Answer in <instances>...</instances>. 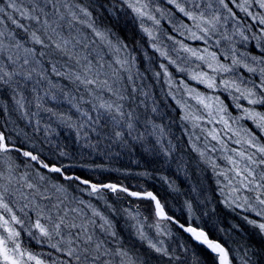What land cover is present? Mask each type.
<instances>
[{"label": "trees", "instance_id": "1", "mask_svg": "<svg viewBox=\"0 0 264 264\" xmlns=\"http://www.w3.org/2000/svg\"><path fill=\"white\" fill-rule=\"evenodd\" d=\"M2 2L0 0V5ZM76 2L88 8L95 27L105 31L113 44L120 40L128 45L127 51L135 56V61L130 65L131 81L127 79L129 73L122 70L121 79L113 85L127 97L119 101L124 105V110L134 113L133 136H128L125 132L124 142L116 141L113 126L109 123L100 137L86 128L88 139L95 144V148L84 146L85 140L77 136L76 130L69 128L66 122L52 112L78 124L82 118L74 105L95 115L91 104L84 102L90 96L82 86L78 90L77 84L53 74L49 57L42 59L48 76L56 87L50 89L48 83L42 81L36 86L37 92L34 93L32 82L28 83L24 89L27 117L16 110L11 93L0 89V132H4L11 145L38 153L44 162L62 167L66 175L79 176L97 185L115 184L132 192H152L158 197L167 215L178 224L195 227L227 248L232 264H243L244 259H250V264H264V234L258 227L248 223L249 220L256 224L264 223V217L257 216L242 199H236L237 196H248L249 204H255V194L246 190L232 193L228 180L224 175L217 174L231 167L225 157L234 153L225 149L240 150L242 146L234 142L237 138L244 139L247 133H251L264 144V132L243 111L247 108L264 115V104H249L241 92H237L234 87H226L224 83L234 82L241 90L253 89L257 95L264 92L259 71L264 64L257 66L251 59L255 56L264 61V24L260 23V18L264 17V9L259 7L256 0H249V3H245V0H225L235 13L233 16L217 0H212L213 7L219 9L221 24L217 25L216 32L210 34L205 42L204 39H192L186 30L180 28L181 24H186L197 35H203L194 27V22L185 17L175 7V3L170 4L168 0H142L148 3L149 11L159 20V24H155L147 16L138 17L124 0ZM206 2L207 0H202V6ZM240 5L248 11H242ZM185 6L190 7V4ZM224 17L228 19L224 20ZM144 28L152 30L157 41L151 40ZM76 30L86 38L88 47L83 49L84 53L89 55L93 63L98 54L103 56L104 71L110 74L112 68L108 65L117 67L114 61L122 58L125 51L117 53L109 49L86 25L75 24L73 35H77ZM63 31L67 35L69 29L65 27ZM240 33L248 39L244 40ZM20 35L23 38L24 34ZM176 41L197 50L204 56V60L185 52ZM154 44L167 52V58L156 51ZM211 53H215L216 60L212 59ZM233 57L240 59L241 64L234 65ZM50 59L57 63V67L66 65L65 71H79L74 62H68L59 53H52ZM245 62L256 67L257 71L249 72L243 66ZM217 64L229 67L232 71H214ZM160 65L167 68V75ZM201 73H206L203 78L205 81L209 77L213 78L215 86L210 88L206 82L202 83L200 79L194 78ZM49 90L55 95V99L44 95ZM37 94L42 98L40 103L43 107L40 109L36 107ZM81 96L84 101L80 99ZM103 96L108 100L116 99L107 92ZM201 99L204 103L200 102ZM204 104L210 107L205 108ZM48 108L52 112L44 110ZM221 108L223 111H218ZM209 111L212 116H209ZM221 116L228 121L230 128H226L220 121ZM105 119L108 118H102L101 124ZM120 128L123 129V125ZM213 130L223 144L208 134ZM141 133V139H134ZM243 147L247 148V145ZM162 149L170 151L166 154ZM201 151L205 153L203 157L200 155ZM61 152L65 155H61ZM10 155L16 162L18 176L28 172L29 179H32L39 171L48 177L50 192L53 191L52 184L64 185L67 190L66 204L84 209L89 216L91 209L86 205L90 204L107 216L120 237L119 246L127 250L137 264H218L217 255L207 247L196 242L171 220L160 219L152 200L137 198L125 191L112 192L107 188L91 193L89 185L80 184L74 179L65 180L59 173L39 169L35 162L27 161V158L16 152ZM213 164L217 166L215 169ZM4 167V163L0 161V170ZM228 176L231 177L232 173L228 172ZM79 201L84 203L80 204ZM14 211L25 221V229L15 226L20 231L22 251L33 253L45 264H63L69 259L50 247L47 240L41 238L38 242L30 236L27 217L15 207ZM29 216L35 218L32 212H29ZM132 216L136 219H131ZM99 223L97 219V224ZM135 224L140 225L149 240L157 246L165 247L173 258L157 253L148 246L147 240L139 239L133 227ZM94 231L108 242L109 247H117L116 241L98 227ZM0 232L3 230L0 229ZM33 235H38L35 230ZM27 264H34V261H27ZM115 264H119V257L115 258Z\"/></svg>", "mask_w": 264, "mask_h": 264}, {"label": "snow or ice", "instance_id": "2", "mask_svg": "<svg viewBox=\"0 0 264 264\" xmlns=\"http://www.w3.org/2000/svg\"><path fill=\"white\" fill-rule=\"evenodd\" d=\"M124 2L138 17L147 16L155 24H159V20L149 11L148 3L142 2V0H134V2L124 0ZM168 2L170 4L175 3V7L185 17L193 21L194 27L203 34L197 35V32L189 28L188 25L181 24L180 28L186 30L192 39H204L207 42L209 35L215 33L217 25L221 24L219 9L213 7L212 0H207L206 3H203V6L202 0H181V2L168 0ZM217 2L227 9L230 14L235 15L228 4L225 3V0H217ZM245 3H249V0H245ZM256 3L264 9V0H256ZM186 4H190V7H186ZM240 7L242 11H248L243 5H240ZM157 10L159 11V9ZM91 17L92 13L88 8L82 6L76 0H3L2 5H0V89L11 93V100L14 102L16 110L27 117L24 89L28 86V83L32 82L34 93L37 92L36 86L42 81H46L50 89L56 87L49 78L48 70L45 69L42 59L49 57L48 62L51 64L53 74L63 76L71 83L77 84L78 90L82 86L84 91L89 94L90 99L84 101L83 96L80 99L91 104L92 112L95 115H92L87 109L74 105L82 118L80 123L77 124L68 117L59 116V114L52 112L50 108L44 110L52 112L61 121L66 122L69 128L75 129L77 136L85 140L84 146L95 148V144H92L88 139L89 133L85 131L86 128L91 129L97 137H100L104 128L111 123L116 141L124 142L125 132L128 136H133L134 113L124 110V105L119 101H123L127 97L121 93L119 88H114L113 85L121 79L120 72L122 70L129 73L127 79L131 81L130 65L135 61V56L127 51L128 45L120 40L113 44L105 31L98 30L95 27ZM227 19L228 17H224V20ZM8 22L12 27H9ZM260 23L264 24V17L260 18ZM75 24L86 25L92 30L94 36L106 44L109 49L117 53L122 50L125 51L126 54L122 58H117L114 61L117 67L113 68L111 64L108 65L109 68H112L110 74L104 71L103 56L98 54L96 62L93 63V60L89 59V55L84 53L83 49L87 48L88 44L86 38L79 35V30H76L77 35H73L72 29ZM65 27L69 29L67 35L63 31ZM144 31L151 40L157 41L158 38L152 30L144 28ZM21 33L24 34L23 38H21ZM181 35H183V32H181ZM240 35L244 40L248 39L247 36H243V33H240ZM169 39H172V37H169ZM225 39H227V36H225ZM176 43L180 44L185 52L191 53L197 59L204 60V56L200 55L197 50L183 45L180 41H176ZM216 43L219 44V41H216ZM36 46H39V48ZM153 47L160 52L161 56L167 58L166 51L155 44ZM205 51L207 50L205 49ZM52 53H59L61 56L66 57L68 62H74L79 71H65L66 65L57 67V63L52 62L50 59ZM210 55L213 60H216L215 53ZM251 59L257 66L264 64V61L257 59L255 56H252ZM170 62L175 63L174 61ZM233 64H241V60L233 57ZM211 66L210 64L209 67ZM243 66L249 72L257 71L256 67L246 62ZM160 67L164 68L167 75V68L164 65H160ZM217 69L223 72L232 71L231 68L222 64H217V68L213 70ZM259 71L262 76L261 84L264 86V67H260ZM156 75L160 74L156 73ZM205 76L206 73H201L199 77L194 78L200 79L202 83L206 82L210 88L214 87V79L209 77L205 81L203 79ZM224 83L226 87L231 86L237 92H241V95L247 99L249 104H264V92L257 95L253 89L241 90L239 85L234 82L225 81ZM105 92L110 93L116 99H104L103 93ZM44 95L51 96L52 99L56 98L50 90L45 92ZM41 99L37 94L36 107L38 109L43 107L40 103ZM71 102L70 100L69 103ZM200 102L204 103L202 99ZM204 107L209 108L210 106L204 104ZM218 111H223V109H218ZM243 111L248 118L256 121V126L264 132V115L247 108ZM209 116H212L211 111H209ZM104 117L108 119H105L104 123L101 124V119ZM220 121L224 123L226 128H230L228 121L223 116L220 117ZM36 123L38 125L39 121ZM121 125H123V129L120 128ZM208 134L212 139L223 144V141L215 134L214 130L209 131ZM142 137L143 133L135 136L134 139H141ZM234 142L241 145V149H225V151L234 153V155L225 157L231 167L217 174L224 175L225 179L228 180V186L231 187L232 193H239L241 190L253 192L255 194V204H249L248 196H237L236 199H242L244 204H248L257 216L264 217V144H261L256 136L251 133H247L244 139L237 138ZM243 145H247V148H244ZM251 149H254V151H251ZM164 151L167 154L170 149ZM12 152L22 155L29 162H35L39 169H46L50 173H59L65 180L74 179L80 184L89 185L91 193H98L103 188H107L112 192L118 191V186L115 184L97 185L81 179L79 176L66 175L62 167L44 162L38 153L22 150L11 145L4 132H0V161L5 165L0 170V229L3 230V232H0V264H27V261H34V264H45L42 259L33 253L21 250L19 243L20 231L15 226L18 225L23 230L25 229V221L16 214L14 207L27 217L29 221L28 234L30 236H33L38 242L41 238L47 240L50 247L56 249L57 252H62L69 258L63 264H115L116 257H119V264H137L129 256L128 251L119 246L120 237L115 230V225L107 216L90 204L86 205L91 209L90 216L84 209L66 204L67 190L64 185L52 184L53 191L50 192L48 177L39 171L35 173L32 179H29L30 174L28 172L18 176L16 162L10 155ZM61 155H65V153L61 152ZM200 155L203 157L205 153L201 151ZM28 167H31V164H28ZM216 167L213 164V168ZM228 172L232 173L231 177L228 176ZM119 191L126 192L128 190L119 188ZM128 194L131 196L140 195L136 192H129ZM145 196L155 202L158 217L170 219L166 216L163 206L155 195L147 192ZM44 201H47V203H44ZM78 203L83 204L84 202L79 201ZM256 205H259V207L257 208ZM29 212L34 213V219L29 216ZM97 219L100 221L99 224H97ZM131 219L135 220L136 217L132 216ZM248 223L258 227L260 232L264 234V223L256 224L252 220H249ZM97 227L107 236L112 237L116 241L117 247H109L107 241L97 236L94 231ZM133 227L136 229L138 238L147 240L150 248L163 256L169 257V259L173 258L165 247L157 246L156 243L149 240L139 224H135ZM180 227L191 233L196 240L206 244L217 255L218 264H232L228 249L220 243L209 241L203 231L198 232L195 228L184 227V225H180ZM33 230L38 235H33ZM53 241L55 242L53 243ZM160 243L162 245L163 242ZM175 259H179V257H175ZM243 264H250V259H244Z\"/></svg>", "mask_w": 264, "mask_h": 264}, {"label": "water", "instance_id": "3", "mask_svg": "<svg viewBox=\"0 0 264 264\" xmlns=\"http://www.w3.org/2000/svg\"><path fill=\"white\" fill-rule=\"evenodd\" d=\"M73 177H75V176H73ZM136 193H138V192H136ZM146 193V192H145ZM145 193H140V195L139 196H135V197H137V198H146V199H149V200H151L150 198H147L146 196H145ZM152 193V192H151ZM153 195H155L154 193H152ZM156 196V195H155ZM157 197V196H156ZM157 199H158V197H157ZM159 200V199H158ZM153 203H154V205H155V202L153 201ZM162 205V204H161ZM164 212H165V209H164ZM165 214H166V212H165ZM166 216L167 217H169L167 214H166ZM170 218V217H169ZM168 220H171L173 223H176L179 227H180V225L181 224H178L177 223V221L175 220V219H173V218H170V219H168ZM185 227V226H184ZM181 228V227H180ZM183 231H184V229L183 228H181ZM186 234H188L189 236H191L196 242H198L199 244H201V245H204V246H206L207 247V245H205L204 243H201V242H199L198 240H196L189 232H186V231H184ZM208 248V247H207Z\"/></svg>", "mask_w": 264, "mask_h": 264}, {"label": "bare ground", "instance_id": "4", "mask_svg": "<svg viewBox=\"0 0 264 264\" xmlns=\"http://www.w3.org/2000/svg\"><path fill=\"white\" fill-rule=\"evenodd\" d=\"M166 212V211H165ZM167 214V213H166ZM185 226V225H184ZM185 227H192V226H185ZM192 228H195V227H192ZM196 229V228H195ZM198 232H200V230H198V229H196ZM191 234V233H190ZM192 235V234H191ZM207 237V236H206ZM207 239L209 240V241H211V242H213V243H220V242H218V241H216V240H211L209 237H207ZM199 242H201V241H199ZM202 243V242H201ZM221 244V243H220ZM206 245V244H205ZM222 245V244H221ZM223 246V245H222ZM206 247V246H205ZM209 249V248H208ZM210 251H211V249H209ZM212 252V251H211ZM213 253V252H212ZM213 254H215V253H213ZM216 255V254H215Z\"/></svg>", "mask_w": 264, "mask_h": 264}, {"label": "rangeland", "instance_id": "5", "mask_svg": "<svg viewBox=\"0 0 264 264\" xmlns=\"http://www.w3.org/2000/svg\"><path fill=\"white\" fill-rule=\"evenodd\" d=\"M119 188H122V187H120V186H118V190H119ZM104 189V188H103ZM103 189H101V190H103ZM128 190V189H127ZM126 192H132V191H130V190H128V191H126ZM147 193V192H146ZM230 198V197H229ZM160 218V217H159ZM161 219V218H160Z\"/></svg>", "mask_w": 264, "mask_h": 264}]
</instances>
